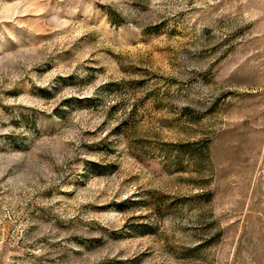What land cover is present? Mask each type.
Instances as JSON below:
<instances>
[{
	"label": "rangeland",
	"instance_id": "1",
	"mask_svg": "<svg viewBox=\"0 0 264 264\" xmlns=\"http://www.w3.org/2000/svg\"><path fill=\"white\" fill-rule=\"evenodd\" d=\"M0 264H264V0H0Z\"/></svg>",
	"mask_w": 264,
	"mask_h": 264
}]
</instances>
